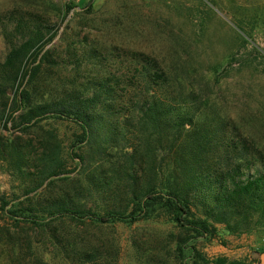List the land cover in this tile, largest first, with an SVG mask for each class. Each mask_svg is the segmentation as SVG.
Returning <instances> with one entry per match:
<instances>
[{
    "label": "trees",
    "instance_id": "obj_1",
    "mask_svg": "<svg viewBox=\"0 0 264 264\" xmlns=\"http://www.w3.org/2000/svg\"><path fill=\"white\" fill-rule=\"evenodd\" d=\"M8 22V53L0 59V157L29 188L25 215L15 222L33 227L35 237L0 221L4 262L119 264L116 224L136 223L158 205L185 234L133 241L137 264H170L190 241L213 236L215 226L232 235L264 228V150L230 120L205 116L202 92L142 53L129 52L127 65L113 69L101 49L81 56L69 47L67 61L57 47L46 49L55 26L38 14L15 12ZM61 66H73L76 75L92 68L83 83L57 85ZM53 117L80 129L82 150L72 172L52 132L29 142L3 135ZM40 247L60 263L40 256Z\"/></svg>",
    "mask_w": 264,
    "mask_h": 264
},
{
    "label": "rangeland",
    "instance_id": "obj_2",
    "mask_svg": "<svg viewBox=\"0 0 264 264\" xmlns=\"http://www.w3.org/2000/svg\"><path fill=\"white\" fill-rule=\"evenodd\" d=\"M15 12L49 20L56 37L46 49L57 47L67 61L69 47L81 56L97 47L113 69L127 65L129 52L158 60L179 75L188 89L202 92L205 116L230 120L256 148L264 150V0H0L1 60L8 53L3 26L10 29L8 18ZM118 55L119 61L115 60ZM122 61L127 63L121 66ZM91 68L84 66L76 75L73 66H61L56 84H67L69 79L83 83ZM44 131L59 138L66 171H74L82 145L80 129L72 120L48 118L32 130L4 131L3 135L29 142ZM28 189L21 175L0 157V221L16 233L29 231L34 239L33 227L22 220L15 222L25 215ZM215 229L213 236L184 245L183 256L177 252L170 264H262L253 253L264 254V228L246 235L229 234L223 226ZM116 231L122 249L119 264H137L135 240L183 233L159 205L136 223L118 222ZM244 240L248 252L241 253ZM171 248L175 250L176 244ZM39 255L60 263L44 247ZM0 264H7L1 252Z\"/></svg>",
    "mask_w": 264,
    "mask_h": 264
},
{
    "label": "crops",
    "instance_id": "obj_3",
    "mask_svg": "<svg viewBox=\"0 0 264 264\" xmlns=\"http://www.w3.org/2000/svg\"><path fill=\"white\" fill-rule=\"evenodd\" d=\"M92 1V0H91ZM241 253H246L248 252V243L245 242V240L242 242V247H241V250H240ZM260 254V255H259ZM262 253H257V252H254L253 253V256L254 258H256L257 256H260V261L261 263L263 264V259H262Z\"/></svg>",
    "mask_w": 264,
    "mask_h": 264
},
{
    "label": "water",
    "instance_id": "obj_4",
    "mask_svg": "<svg viewBox=\"0 0 264 264\" xmlns=\"http://www.w3.org/2000/svg\"><path fill=\"white\" fill-rule=\"evenodd\" d=\"M262 259H263V264H264V254L262 255Z\"/></svg>",
    "mask_w": 264,
    "mask_h": 264
}]
</instances>
